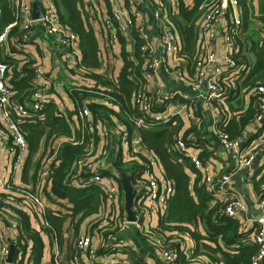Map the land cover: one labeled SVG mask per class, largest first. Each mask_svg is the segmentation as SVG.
I'll use <instances>...</instances> for the list:
<instances>
[{
	"label": "trees",
	"instance_id": "obj_1",
	"mask_svg": "<svg viewBox=\"0 0 264 264\" xmlns=\"http://www.w3.org/2000/svg\"><path fill=\"white\" fill-rule=\"evenodd\" d=\"M212 1L192 0V3L186 4L184 0H174L176 4L174 11L169 10V4L166 3L168 24L176 32L181 46L175 57L182 61L179 67L186 70V77L190 79L193 77L189 76L193 67L197 68L200 51L198 30L206 9L204 5ZM236 2L241 26L236 37L237 49L234 58L236 68H240L239 71L237 70L240 77L234 78L232 72L228 76L229 80L224 81L225 85L232 89V93L225 96L222 103L224 109L216 107L217 120L214 128L228 140H235L247 131L249 134L246 145H248L253 138L262 137L264 132V124L258 127L252 124L256 115L253 107L254 89L257 84L264 85V37L257 35L254 38L251 35L252 29H249L254 15L259 16L263 23L261 27L264 28V0H236ZM54 3L60 22L74 31L80 41L79 67L83 69L82 82L79 87L74 86L68 95L73 101L74 108L64 114L54 101H50L44 104L43 109L38 113L25 114L21 117L12 114V118L27 143L26 159L20 175L23 184L31 182L36 185L38 163L42 157L47 151L49 154L53 153L50 147L58 138L70 139L58 146L48 176V185L43 188L48 202L55 204L63 200L70 205V208L66 215L48 208L41 216L27 203L26 205L31 206L29 216L14 203L19 199L15 195L17 194L15 186L9 181L12 186L10 193L0 191V224L5 230H10L14 234L13 238H10L15 244L10 264H42L46 245L52 253L55 249L58 250L62 264L85 262L81 260L82 251L77 247V242L82 236L90 238L89 250L92 251V257L87 261L89 264H97L96 259L100 257L108 258L106 264L111 260H113L112 264H120L118 260L122 257L130 264H149L148 255H144L130 244L122 236L124 231H131L137 239H142L144 243L150 245L156 257V251L173 253L175 260L171 262L172 264H250L252 256L258 251V244L253 241L252 229L249 227L255 226V219L259 215L244 226L239 216L232 217L225 214L224 206L230 196H222L219 192L218 181L222 174L212 175L215 184L212 188V183H206L202 170L194 167L188 157L176 150L175 139L180 135L189 150H199L201 161L210 163V155L212 151L217 150V146L211 144L206 146L208 141L202 134L204 115L197 114L201 118L198 125L192 123L185 125L183 119L172 117L167 123L159 126H143L137 130L132 128L129 121L139 117L140 112L133 104L130 95L132 92L143 90L146 92V81L142 76L144 65L139 51L140 40L135 26L132 25L130 29V38L135 43L133 59L127 56L122 46L121 67L112 78L104 77L94 72L100 68L102 61L97 56L98 40L87 21L84 0H54ZM105 5L109 6L108 2H105ZM0 16V29L14 20L12 0H0ZM224 20V29H227L229 20L226 16L222 22ZM17 32L18 27H12L10 33ZM122 39L123 36L118 34V41ZM193 46H195L194 52L188 53L187 50L192 49ZM0 59L8 65L7 78L9 85L13 86L14 100L22 104L30 103L31 94L37 87L33 84V61L23 60L22 63L15 56L2 57V55ZM242 66L247 70L245 74ZM175 67H178V64ZM79 88L82 89L80 97H78ZM98 93L106 95L108 104L97 101L95 97ZM243 94L247 96L249 106L241 108L238 112L239 108H236V105L241 103ZM232 99L236 100L232 102ZM81 100L86 101L94 118L109 123L110 130L115 120L125 125V130L121 129V131L125 132L128 145L123 146L121 141L113 136L114 147L109 148L106 154H102L104 156L102 177L111 178L119 192L115 203H108L104 191L99 187L93 184H88L85 188L76 187L75 182L70 178L77 169V162L88 152L91 138L87 128L80 127L77 116ZM175 101L189 103L179 95L173 97L171 102ZM157 111L166 112V104ZM228 112L233 115L229 117ZM133 139L138 140V143L132 145ZM94 140L96 143V136ZM261 148H264V145L257 146L254 151ZM35 154L40 157L30 176L28 170ZM263 154L258 156V161L264 156ZM150 156L168 179L173 193L155 212L138 213L137 223L140 226L135 227L134 224L124 223L122 191L119 183L111 176V168L129 172L132 181L138 182L143 179L145 165L149 162ZM259 168L258 165L256 170ZM251 178L256 200H264V168H260ZM1 213L15 216V228H12L9 218ZM68 215L71 218V226L64 229ZM152 221L155 223L151 224ZM85 223L87 226L82 229L81 226ZM119 239H125L128 245L115 246ZM0 241L8 245L2 232ZM113 254H117L119 259H113ZM0 264H8L6 256L0 260Z\"/></svg>",
	"mask_w": 264,
	"mask_h": 264
},
{
	"label": "built area",
	"instance_id": "obj_2",
	"mask_svg": "<svg viewBox=\"0 0 264 264\" xmlns=\"http://www.w3.org/2000/svg\"><path fill=\"white\" fill-rule=\"evenodd\" d=\"M39 2L43 8V17L33 21L30 19L31 0H12L14 20L0 29V55L2 57H16L23 53L24 47L29 42V33L33 28L39 30L46 36L57 38L60 42L58 55L62 68L79 77L76 85H70L67 88L68 92L66 93L68 96L74 86L79 87L80 82H82L81 73L83 69L79 67L81 60L79 53L80 41L74 31L68 29L60 22L54 0H39ZM105 2H108L109 6H106ZM166 3L169 4V10H176L174 0H84V10L88 13V19L92 23L98 24V38L103 43L104 50L107 52L109 62L113 67L118 60L120 61V52L116 49L118 34H121L123 38H127V41L134 46L135 43L130 38V29L132 25L135 26L137 36L140 40V57L144 65L142 76L146 81V92L144 90L142 92H132L130 95L133 104L138 107L140 112L139 117L129 121L132 128L136 130L143 126H159L167 123L170 120L169 118L173 117L178 119L181 116L177 111L174 113L157 111L158 108L163 107L164 104L167 105L173 99L172 93L161 90L162 87H158L154 82L155 78L158 79L160 77L159 66L161 64L164 65V69L168 73L174 71L180 83L187 84L186 92H182L183 95L180 94V97L189 101L188 104H185V108L188 110V118L193 125L199 124L201 118L197 114L200 113L203 115L206 110H209L213 100H220L232 93V89L224 83V81H227L228 76L233 72L234 78L240 77L238 75L240 68H236V59L234 58L237 49L236 37L241 26L240 19L237 15L238 8L236 0H213L204 5L206 9L202 15L201 26L198 30L200 55L198 56L196 67L203 69L207 67L208 63L215 62H218L219 65L213 69L211 76H202V70H196L197 74L192 79L181 75L177 71L178 67L172 68L171 66H166V60H164L163 54H170L176 60L175 56L181 49L173 27L168 24L166 17L168 9ZM147 12L150 14L149 19L145 18V13ZM224 16L229 20V24L227 29L223 31L224 52L221 57H218L211 53L210 50H212L216 26L222 23ZM14 26L18 27V32L11 34L10 31ZM155 32H157L158 41L163 47V51L161 52L163 58L156 55L151 42V37ZM242 67L243 73L245 74L247 70L244 66ZM8 71L7 63L0 59V142L3 148L9 147L13 153L12 160L8 158L4 165L2 164L0 155V191L10 193L12 186L7 176L15 178L12 184L15 186L17 193L15 195L19 199L14 202L16 206L24 210L29 216L31 215L30 208L32 206L35 212L42 216L49 208L43 197V188L48 185V176L51 172L55 152L61 143L55 141L50 147L53 149V153L50 155L49 151H47L40 162H37L39 165L37 170V184L33 185L31 182L23 184L20 175L26 159L27 143L17 123L13 120L12 114L16 117H21L25 114L40 112L43 109V105L51 101L50 96L56 93L57 90L54 80L45 72L43 66L35 64L33 67V84H36L37 87L31 94V102L22 104L13 98V86L9 85L7 78ZM105 76L108 78L113 77L109 74ZM78 90V97H80V91L82 89L79 88ZM254 90L256 115L252 124L254 127H258L264 124V85L262 83L257 84ZM95 98L99 103L108 104L106 95L103 93H98ZM68 100L70 102V108L66 104L57 105L59 110L64 114L67 110L71 111L74 108L73 101L69 96ZM79 104L81 105L78 107L77 116L80 127L87 128L91 138L88 152L77 162V169L71 174L70 178L75 182L76 187L85 188L88 184L99 187L104 191L108 203H115L119 192L112 183L111 178L102 177L101 169L103 168L104 158L102 154H106L109 148L114 147L113 136L120 140L123 146L128 145L125 132L121 131V129L125 130V125L123 122L115 120L114 126L110 130L108 128L110 127L108 122L104 120L100 121L98 118L93 117L85 100L79 101ZM217 133V148L225 150L232 155L235 170L247 168L251 171H256L259 165L257 160L258 156L264 153V148L254 151L256 146L252 145V143L246 145L248 137L247 131L235 140H228L223 134ZM94 136L97 137L96 143ZM68 139L65 138V141ZM137 143L138 140L133 139L132 145ZM175 145L177 152L188 157L194 167L202 170L206 183H212L213 188L215 184L212 180L213 176L210 171V163H203L201 161L199 150H189L181 140L180 135L176 137ZM169 151H171V148H169ZM217 156L218 151H212L210 158H217ZM148 159L149 162L145 165L146 170L143 179L138 182H133L134 187L139 192L136 209L141 214L155 212L158 210L160 204L165 203L168 196L173 193L172 186L169 184L168 179L164 176L160 167L156 164L154 158L150 156ZM10 166L11 171L9 169ZM231 175L232 173L222 174L218 181V188L222 196H230L224 206L225 214L236 217L245 211L246 204L235 193H229L228 182ZM20 200L22 202H19ZM27 203L31 206L26 205ZM257 204L263 208V211L256 217L255 226L251 225L249 227V229H252L253 241L258 244V251L252 256L250 264H264V200L259 199ZM1 215H6L12 223V228H15V216L7 213H1ZM124 223H126L125 217ZM134 225L136 227L140 226L138 223H134ZM123 245H128L125 239H119L118 243L115 244V246L119 247ZM89 246L90 238L88 236H82L78 240L77 247L82 251L81 260L85 262H76L75 264H89L87 261H90L92 257V251L89 250ZM156 253L157 257L160 258L161 264H172L171 262L175 260V255L169 251H156ZM7 254L8 245L6 242L0 241V260L7 256ZM49 254V264H62L57 249L54 250V253L50 252ZM112 257L116 260L119 259L117 254H113ZM118 261H120V264H130L124 257ZM112 263L113 260L109 262V264Z\"/></svg>",
	"mask_w": 264,
	"mask_h": 264
},
{
	"label": "crops",
	"instance_id": "obj_3",
	"mask_svg": "<svg viewBox=\"0 0 264 264\" xmlns=\"http://www.w3.org/2000/svg\"><path fill=\"white\" fill-rule=\"evenodd\" d=\"M186 4L192 3V0H184ZM101 17V16H100ZM86 18L89 23V25L92 27V29L95 31V34L97 36V44H98V52L97 56L99 59H101L102 64L100 65V68L97 70H94V72H97L100 75H112L115 76L116 72L119 70V68L122 65L121 59L118 60L115 66L113 67L112 64L109 62V57L107 55V52L104 50L103 43L98 38V34L96 33V30L98 29V24L92 23L88 19V13L86 12ZM105 18V16H104ZM145 18L149 19L150 14L147 12L145 13ZM166 18V17H165ZM224 25L225 20L216 26V30L214 33V39H213V45L212 50H210L211 53L215 54V56L221 57L224 52V37H223V31H224ZM176 33V32H175ZM178 39V36H176ZM29 42L24 47V52L17 55L16 58L20 60V62L24 61H33V64L42 65L45 72L52 77L55 83V88L57 90L56 93H53L50 96V100L54 101L57 105L59 104H66L70 106V102L68 100V96L66 93L67 88L70 87V85H76V80L79 81V77L76 74H72L70 71L62 68L60 61H59V55L58 51L60 49V42L57 38L52 36H46L42 34L39 30H36L35 28L32 29V31L29 33L28 36ZM179 41V39H178ZM151 42L154 46L155 53L158 57H162L161 52L163 51V47L161 43L158 41V34L155 32L153 36L151 37ZM195 45V44H194ZM123 46L124 51L127 53V56H129L130 59H133V46L127 41V38H123L122 41H118L116 44V49L119 54H121V47ZM195 46H193L192 49L187 50L188 53L194 52ZM200 55V51L198 53V56ZM121 56V55H120ZM164 60H166V66H171L172 68L175 66V64H178L177 71L184 76L186 75V70L181 69L179 67L180 62H182L178 57L176 60L173 56L170 54H163ZM162 57V58H163ZM24 60V61H23ZM219 65L218 62L215 63H208L206 68H199L193 67V71L191 72V75L189 76H195L197 74L196 70H202V76H211L213 74V69ZM159 78H155L154 82L158 87H162L161 90L175 94L180 97V94L182 92H186V83H180L177 79V74L172 71L171 73H168L164 69V65L161 64L159 66ZM187 79V78H186ZM229 80V79H228ZM189 82V80L187 79ZM177 93V94H176ZM183 95V94H182ZM225 98V97H224ZM224 98L218 100L215 99L211 102V108L209 110H206L204 115V127L202 129V134L207 138L208 144L216 145L218 147V133L214 128V124L216 122V107L223 108L224 106L222 103H224ZM178 99V98H177ZM236 99H232L231 101L234 102ZM172 101V100H171ZM249 106V101L247 96L243 94L241 103L236 105V108H239L238 112L241 111V108H246ZM253 107L255 108V103L253 102ZM180 113V118H182L185 122V125H188L190 123V120L188 118V110L185 108V103L175 101L174 103L170 102L166 105V112L168 113H174L176 112ZM228 116L230 117L233 115L232 113L228 112ZM179 118V117H178ZM250 130V127H248ZM249 134V133H247ZM262 137L257 136L256 138H253L250 143L254 146H261L264 145V132H262ZM65 141V138H58L56 142L62 143ZM248 143V144H250ZM218 156L217 158H212L210 160V171L211 174L214 176V174L219 173H232L231 178L228 182V190L229 193H235L245 204L246 209L242 214H239V218L242 220L244 226H247L249 223H251L252 219L259 215L263 208L259 207L256 201V197L254 195L252 182H251V176L256 173L260 168H264V156L261 157L259 162V169L256 171H251L247 168H241L238 170L234 169V160L232 155L229 152H226L225 150L217 148ZM0 155L2 158V164H6L7 159L9 158L12 160L13 153L11 152L9 147L3 148L2 143L0 142ZM251 178V179H250ZM7 179L9 181H15V178H12L11 176H7ZM48 207L52 210L60 211L55 207V204H52L48 202ZM69 207V206H68ZM1 223V222H0ZM34 223H37L34 221ZM155 222L152 221L151 224H154ZM131 225V224H130ZM67 221L64 224V229H67ZM87 224H82V229H85ZM0 227L2 229L1 232L4 234L5 237L10 236V238H13L14 234L10 232V230H5V228L0 224ZM129 227V226H128ZM126 227V228H128ZM136 227V226H135ZM124 234V235H123ZM122 236L136 249L141 251L144 255H148V263L149 264H161L160 258L157 259V257L154 255L155 252L151 248L150 245H147L143 242L142 239H137L133 234L130 232L124 231ZM48 245H46L45 252L43 255V262L42 264H49V257H50V249L47 248ZM107 257L106 258H99L96 259L97 264H103L107 263Z\"/></svg>",
	"mask_w": 264,
	"mask_h": 264
},
{
	"label": "water",
	"instance_id": "obj_4",
	"mask_svg": "<svg viewBox=\"0 0 264 264\" xmlns=\"http://www.w3.org/2000/svg\"><path fill=\"white\" fill-rule=\"evenodd\" d=\"M30 19L35 21L43 17V8L39 0H32L30 3ZM111 176L119 183L122 191V207L125 213V221L128 224H134L138 221V211L136 203L138 198V190L134 187L131 174L122 172L115 168H111ZM8 243V254L6 263L10 264L13 258L15 244L9 236L6 237Z\"/></svg>",
	"mask_w": 264,
	"mask_h": 264
},
{
	"label": "rangeland",
	"instance_id": "obj_5",
	"mask_svg": "<svg viewBox=\"0 0 264 264\" xmlns=\"http://www.w3.org/2000/svg\"><path fill=\"white\" fill-rule=\"evenodd\" d=\"M32 1V0H31ZM237 15H238V13H237ZM263 25V23L260 21V19H259V16H253V19H252V21L250 22V25H249V29L251 30V35L254 37V38H256V36L258 35H260V36H263L264 37V28H262L261 26ZM250 60H251V58H250ZM78 82V80H76V83ZM23 155H25V154H23ZM51 155V154H50ZM39 157H40V155H34L33 157H32V164H31V167L29 168V170H28V175H30L31 176V173L33 172V168H34V166H35V164L37 163V160L39 159ZM9 169H10V171H11V166L9 167ZM43 197H44V199H45V201H46V204H48V201L46 200V198H45V196L43 195ZM69 206V207H68ZM55 207L57 208V209H59L60 210V212H62V213H64L65 215L66 214H68V209L70 208V205L66 202V201H60V202H57V203H55ZM70 220H71V218H70V216L68 215L67 216V218H66V221H67V228L69 227V226H71V223H70ZM65 221V222H66ZM65 224V223H64ZM67 236V235H66ZM50 253V252H49ZM49 262H50V257H49Z\"/></svg>",
	"mask_w": 264,
	"mask_h": 264
}]
</instances>
